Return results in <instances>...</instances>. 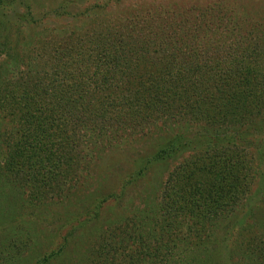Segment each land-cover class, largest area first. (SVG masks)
Wrapping results in <instances>:
<instances>
[{
	"label": "rangeland",
	"instance_id": "rangeland-1",
	"mask_svg": "<svg viewBox=\"0 0 264 264\" xmlns=\"http://www.w3.org/2000/svg\"><path fill=\"white\" fill-rule=\"evenodd\" d=\"M23 75L43 91L21 130L0 109V264H246L264 0H0V105L38 94ZM218 125L246 137L200 138Z\"/></svg>",
	"mask_w": 264,
	"mask_h": 264
},
{
	"label": "trees",
	"instance_id": "trees-1",
	"mask_svg": "<svg viewBox=\"0 0 264 264\" xmlns=\"http://www.w3.org/2000/svg\"><path fill=\"white\" fill-rule=\"evenodd\" d=\"M125 75H126L125 72H121L120 77L124 78ZM22 78L26 79L27 76L23 75V77H21L19 79V82L17 83V85L20 86L22 89H24V91H26V89L28 87L35 88L33 90L38 94L36 96H33L30 94L28 95L27 92L23 91L24 96H29L28 98L23 97L24 99H23L22 104L19 102L20 106H23L22 107L23 109L20 107H15L16 104H14V101H12V100L10 101L9 99H8L9 101H5V104L2 103L3 105H0V109L5 108V112L2 114V116H4L3 120H4V118L7 119V118H11V117H15V118L20 119L18 121H19V123L21 122L20 123L21 125H20L18 130H21L23 128L22 124H24V122H25L24 120L26 118H28L29 122H31V123L33 122V124H35L37 116L35 114L29 115V113H32V112L28 111V107L32 108V107L37 105V103L39 101V97L41 96V91H43V89H36L39 86L38 81H36V80L33 81V79L29 78V81H30V83H29L26 80L23 81ZM127 88H129L127 86V84H122L121 89H127ZM7 108H9V109H7ZM16 109L19 111H17ZM229 117L231 118V116H229ZM218 126H219L218 128H215L214 130L209 131V132L200 131V133H199L200 138H204L206 140L207 138L211 137L212 138V141H210L211 144H213L214 141H216V139L217 140L220 139V140H230V142H229L230 144L236 145L238 142L237 141L238 139L240 140V139H243L246 137L245 132H239L238 133L237 131H234L235 135L226 134V132H225L226 130L224 129V127H228V126H223V125H218ZM216 132L218 133V135L216 134ZM222 164H225V163H222ZM222 168H225V166H223ZM222 170H223V172H225V174L232 176L231 177L232 184H235L234 182L239 181L240 176H237V174H235V172H236L235 169L234 170L222 169ZM36 171L37 170L35 169V172ZM240 174H243V171ZM218 178H220V177H218ZM217 185L221 188L224 186L220 182ZM223 190L226 191L225 189H223ZM212 193L214 194V196L218 197V198H214L217 200L219 198H221V196H222V194L217 195L218 190L217 191L213 190ZM205 195H206L205 190L199 192L198 199H200V200L206 199ZM219 201H221V199H219ZM261 222H262V224H261V226H259V228H262L264 230V219ZM248 230H249V227H248ZM199 234H201L200 230H199ZM197 240H198L199 244H201V245H207L209 243L208 238H205V237L202 238L201 236H199L197 238ZM239 244L240 245L242 244L243 246H245V250H244L243 254L245 256L244 260H245L246 264H264V231H261L260 233L259 232L252 233L250 236L247 237V242H246V239H244Z\"/></svg>",
	"mask_w": 264,
	"mask_h": 264
}]
</instances>
